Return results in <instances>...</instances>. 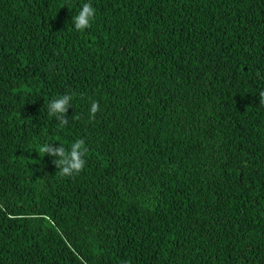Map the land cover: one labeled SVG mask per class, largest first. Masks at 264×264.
Here are the masks:
<instances>
[{
	"label": "trees",
	"instance_id": "obj_1",
	"mask_svg": "<svg viewBox=\"0 0 264 264\" xmlns=\"http://www.w3.org/2000/svg\"><path fill=\"white\" fill-rule=\"evenodd\" d=\"M0 264H264V0H0Z\"/></svg>",
	"mask_w": 264,
	"mask_h": 264
}]
</instances>
